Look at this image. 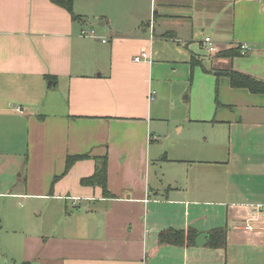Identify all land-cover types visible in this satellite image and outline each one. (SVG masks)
Here are the masks:
<instances>
[{"label": "crops", "instance_id": "1", "mask_svg": "<svg viewBox=\"0 0 264 264\" xmlns=\"http://www.w3.org/2000/svg\"><path fill=\"white\" fill-rule=\"evenodd\" d=\"M73 13L52 0H0V159L26 149L24 160H0V175L21 168L0 177V264H264V93L217 73L264 80V0H73ZM206 36L218 51L250 49L206 48L210 136L177 139L159 158L152 85L168 66L188 77ZM142 49L151 62L131 58ZM83 154L65 173L68 156ZM106 154L110 197L81 183ZM169 230L184 242H163Z\"/></svg>", "mask_w": 264, "mask_h": 264}, {"label": "rangeland", "instance_id": "2", "mask_svg": "<svg viewBox=\"0 0 264 264\" xmlns=\"http://www.w3.org/2000/svg\"><path fill=\"white\" fill-rule=\"evenodd\" d=\"M203 39L204 37L198 39V43ZM115 40V38L105 37V42L109 44ZM140 52L141 50L132 53L131 58ZM199 54H201V58L199 59H201L202 63L195 66H192V63H190L188 77H185L183 73H179L178 75V73L172 71V68L168 66L169 70L165 68L163 78L159 80V88H156L155 83L152 85L153 89L157 91V99L152 102L151 105L152 108L158 107L159 111H154L152 113L151 133L154 136V148L159 152V158L163 153L171 154L173 152L174 142H176L177 139L180 140V143L189 141L195 142V140L204 142L206 138L210 136L209 131L212 126H209L211 124L206 122L203 117L205 110L209 112V107L214 104V99L216 97L214 83H216V81L212 84L213 94H211V83H209L208 80L203 82V77L199 71L205 70L204 65H207L208 68L214 65L211 63V56L206 47L203 46ZM164 55L167 57L169 54L165 53ZM136 63L144 64L139 62ZM179 70L180 69H178V72H180ZM150 80L151 79H149V83L146 85V87L148 86L147 94L150 88L149 84L152 82ZM186 96L188 98L184 99ZM159 99L160 103L155 104ZM25 154L26 149L23 147L17 151L16 155H3L0 160L4 162V166H6L9 160H24ZM11 166L9 170L0 175L1 178H6L11 181L20 177L21 168L15 170L17 167L14 162ZM6 169L7 168L4 170ZM16 201L19 208H25V206L28 205V200L26 198H18ZM33 205L34 203H31L30 206ZM69 210L75 211L77 209L69 208ZM7 233L6 230L1 232L0 241Z\"/></svg>", "mask_w": 264, "mask_h": 264}, {"label": "trees", "instance_id": "3", "mask_svg": "<svg viewBox=\"0 0 264 264\" xmlns=\"http://www.w3.org/2000/svg\"><path fill=\"white\" fill-rule=\"evenodd\" d=\"M56 4H59L69 10L73 17L76 15L73 13V0H52ZM243 50L240 46L232 47L230 49H222L217 52L219 55L225 56H233V55H241ZM192 66L197 64H201V60L196 57L192 58ZM219 74H225L230 77L232 85L234 87H246L249 88L253 92L264 93V80L255 78L252 75L245 74L233 69L222 70L217 72ZM89 157L87 154L83 155H69L67 158V166L65 173L71 168V166L80 159ZM95 171L92 175L83 177L81 179V183L83 185H99L102 187L105 196H112L108 189V156L107 154L102 157L95 158ZM58 177H56L57 179ZM196 233L194 231H190L188 238L189 241L195 242ZM185 239L184 231L182 230H169L161 234V240L163 242H173V243H183ZM225 234L223 231H215L213 234V242L212 245H218L221 242H224ZM26 264V263H25Z\"/></svg>", "mask_w": 264, "mask_h": 264}, {"label": "built area", "instance_id": "4", "mask_svg": "<svg viewBox=\"0 0 264 264\" xmlns=\"http://www.w3.org/2000/svg\"><path fill=\"white\" fill-rule=\"evenodd\" d=\"M83 35L89 36V37H92V38L98 37V35H96L94 33V31H87V30L84 31ZM103 41H105V39H103ZM203 45L213 54L218 52L217 42L211 36H206L203 39ZM238 46H240V48L242 50H244V51L250 49L249 45L244 44V43L240 44ZM134 60L137 61V62H142V61L151 62L152 59H151L150 52L147 49H142L139 54L134 56ZM149 99L151 101L156 99V91L155 90H151L150 91ZM16 109L18 111H22L23 110L21 106H17ZM4 264H12V263L10 261H6V262H4Z\"/></svg>", "mask_w": 264, "mask_h": 264}, {"label": "water", "instance_id": "5", "mask_svg": "<svg viewBox=\"0 0 264 264\" xmlns=\"http://www.w3.org/2000/svg\"><path fill=\"white\" fill-rule=\"evenodd\" d=\"M207 237H208V234H207V233H203V234H201V235L199 236V238H198V244H199V245H202V242H205L206 239H207Z\"/></svg>", "mask_w": 264, "mask_h": 264}]
</instances>
